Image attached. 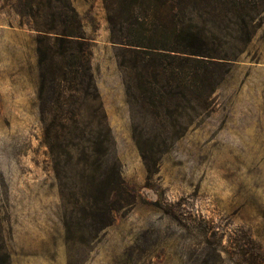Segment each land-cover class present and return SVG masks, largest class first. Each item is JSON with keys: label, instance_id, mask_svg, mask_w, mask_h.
Returning <instances> with one entry per match:
<instances>
[{"label": "rangeland", "instance_id": "rangeland-1", "mask_svg": "<svg viewBox=\"0 0 264 264\" xmlns=\"http://www.w3.org/2000/svg\"><path fill=\"white\" fill-rule=\"evenodd\" d=\"M31 1L0 0V256L6 264H264V0L241 8L249 15L255 5L259 15L242 49L225 48L235 58L210 103L194 105L199 116L190 122L163 125L126 95L133 60L114 42L130 41V0H68L91 44L96 97L76 111L80 132L68 139L74 150L67 156L59 155L62 148L50 150L44 125L51 118L41 122L36 34L16 12L36 9ZM38 2L44 12L46 0ZM209 3L207 9H226L222 25L234 36L240 23L231 19V3ZM206 4L195 0L194 7ZM100 82L113 88L111 118ZM116 85L124 90V108ZM101 122L124 182L102 216L86 192L94 170L88 141Z\"/></svg>", "mask_w": 264, "mask_h": 264}, {"label": "trees", "instance_id": "trees-1", "mask_svg": "<svg viewBox=\"0 0 264 264\" xmlns=\"http://www.w3.org/2000/svg\"><path fill=\"white\" fill-rule=\"evenodd\" d=\"M38 1H31L36 9L16 12L18 16H27L32 23L29 28L36 34L41 122L45 116L51 118L44 125L48 145L53 153L62 148L59 155L67 156L74 150L68 139L77 138L80 130L76 111L84 100L96 97L90 69L91 44L68 0H46L44 12ZM152 1L130 0L133 7L129 9L133 20L127 31L130 41L114 42L133 60L127 68L132 82L126 86V95L159 125L190 122L191 116H199L194 105L210 103V94L234 61V55H227L225 48L231 46L238 52L248 42L259 12L254 5L248 9L249 15H243L241 8L248 0H223L234 8L231 19L240 23L232 36L222 25L226 9H207L209 1L214 0H206L204 9H195V0H154L158 5ZM206 23L213 25L207 28ZM134 28L138 30L136 36ZM119 67L124 68V63L120 62ZM170 99L179 103L175 110L170 109ZM97 129L96 136L88 141L93 146L88 151L94 170L87 177L86 192L88 198L99 203L102 216L110 197H119L124 182L118 160L112 155L110 131L102 122ZM238 250L242 255L243 248ZM6 263L0 256V264Z\"/></svg>", "mask_w": 264, "mask_h": 264}, {"label": "crops", "instance_id": "crops-1", "mask_svg": "<svg viewBox=\"0 0 264 264\" xmlns=\"http://www.w3.org/2000/svg\"><path fill=\"white\" fill-rule=\"evenodd\" d=\"M31 31V30H30ZM116 71H114V74ZM100 96L102 97L103 103H104V110L106 111L109 118L112 117L114 114V110L112 109V106L110 105V91H112L113 88L105 86L103 82H100L97 84ZM116 91L118 95V99L120 98L119 102L121 103L122 98L124 97V90L119 87V85H116ZM124 100V99H123ZM122 108H124V101H122Z\"/></svg>", "mask_w": 264, "mask_h": 264}]
</instances>
